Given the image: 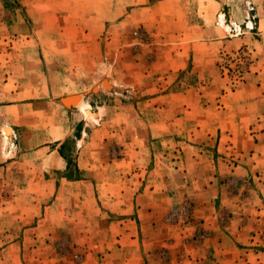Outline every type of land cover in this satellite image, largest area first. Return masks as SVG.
Masks as SVG:
<instances>
[{
  "label": "rangeland",
  "instance_id": "374dc122",
  "mask_svg": "<svg viewBox=\"0 0 264 264\" xmlns=\"http://www.w3.org/2000/svg\"><path fill=\"white\" fill-rule=\"evenodd\" d=\"M238 121L264 145V0H0V245L46 215V257L22 264H79L109 198L171 187L157 166Z\"/></svg>",
  "mask_w": 264,
  "mask_h": 264
},
{
  "label": "crops",
  "instance_id": "0c3cea01",
  "mask_svg": "<svg viewBox=\"0 0 264 264\" xmlns=\"http://www.w3.org/2000/svg\"><path fill=\"white\" fill-rule=\"evenodd\" d=\"M104 112L98 108L94 116L99 119ZM237 125L212 141L216 154H199L188 146L183 168L176 163L157 166L172 176L171 187L158 185L160 191L132 201L125 195L121 201L109 198L110 226L100 240L94 237L79 264H264V145L240 130L239 121ZM56 153L60 165L55 169L66 170L67 159ZM230 180L237 183L236 190L228 186ZM170 189L175 192L169 196ZM184 202L190 206L187 220L169 224L167 215ZM42 221L43 226L38 221L35 228L13 236L8 246L0 245V264H22L19 256L46 257V215ZM30 264H46V258Z\"/></svg>",
  "mask_w": 264,
  "mask_h": 264
},
{
  "label": "bare ground",
  "instance_id": "6f19581e",
  "mask_svg": "<svg viewBox=\"0 0 264 264\" xmlns=\"http://www.w3.org/2000/svg\"><path fill=\"white\" fill-rule=\"evenodd\" d=\"M226 29L228 30V27H226ZM71 102L79 100L78 97H73L71 98ZM73 104V103H72ZM79 110L81 111V113H83V115L85 114L86 119H88L89 121H91L92 123H95L97 121L96 117L91 113L90 111V107L88 104L84 103V104H80L79 106ZM12 135V130L9 127H5L4 129V136H5V140H7L8 136Z\"/></svg>",
  "mask_w": 264,
  "mask_h": 264
},
{
  "label": "built area",
  "instance_id": "2783aa9c",
  "mask_svg": "<svg viewBox=\"0 0 264 264\" xmlns=\"http://www.w3.org/2000/svg\"><path fill=\"white\" fill-rule=\"evenodd\" d=\"M186 212H187V210H186L185 208H179L178 211H176V212L173 214V216H171V217H175V218H177V217H179V216H181V215H185Z\"/></svg>",
  "mask_w": 264,
  "mask_h": 264
},
{
  "label": "trees",
  "instance_id": "16d2710c",
  "mask_svg": "<svg viewBox=\"0 0 264 264\" xmlns=\"http://www.w3.org/2000/svg\"><path fill=\"white\" fill-rule=\"evenodd\" d=\"M60 154H61V153H60ZM61 155L64 157V154H63V153H62ZM64 158H65V157H64Z\"/></svg>",
  "mask_w": 264,
  "mask_h": 264
}]
</instances>
